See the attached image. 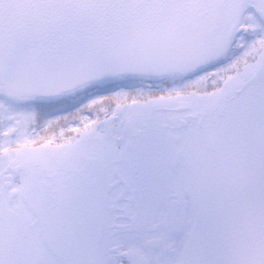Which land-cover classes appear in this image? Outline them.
I'll return each instance as SVG.
<instances>
[{"label":"snow or ice","instance_id":"6c2138e0","mask_svg":"<svg viewBox=\"0 0 264 264\" xmlns=\"http://www.w3.org/2000/svg\"><path fill=\"white\" fill-rule=\"evenodd\" d=\"M0 264H264V0H0Z\"/></svg>","mask_w":264,"mask_h":264}]
</instances>
